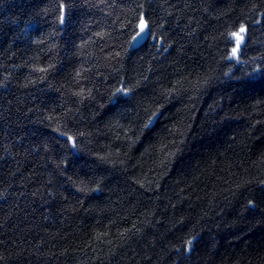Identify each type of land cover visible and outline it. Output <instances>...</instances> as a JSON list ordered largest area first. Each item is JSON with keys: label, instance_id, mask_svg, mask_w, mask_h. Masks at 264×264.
Instances as JSON below:
<instances>
[{"label": "trees", "instance_id": "obj_1", "mask_svg": "<svg viewBox=\"0 0 264 264\" xmlns=\"http://www.w3.org/2000/svg\"><path fill=\"white\" fill-rule=\"evenodd\" d=\"M0 264H264V0H0Z\"/></svg>", "mask_w": 264, "mask_h": 264}, {"label": "snow or ice", "instance_id": "obj_2", "mask_svg": "<svg viewBox=\"0 0 264 264\" xmlns=\"http://www.w3.org/2000/svg\"><path fill=\"white\" fill-rule=\"evenodd\" d=\"M61 22H63V18H61ZM147 25L145 23V21L142 19L141 22H140V32L143 33L146 29ZM246 29H245V26L244 25H241L240 28H239V31L238 32H232L230 35L232 37L235 38L236 40V46L232 49V57H236L237 56V52L239 50V47H240V44L242 43L244 37H243V33H245ZM120 91H123L125 95H127V92L126 90H123L121 89ZM152 124V119L150 118L147 123L144 125L145 128L149 127L150 125ZM72 138L69 137V140H71ZM73 147H75V143L73 142ZM191 243L192 241L189 240L187 241V244L189 245V248L187 249L188 251L191 250Z\"/></svg>", "mask_w": 264, "mask_h": 264}, {"label": "water", "instance_id": "obj_3", "mask_svg": "<svg viewBox=\"0 0 264 264\" xmlns=\"http://www.w3.org/2000/svg\"><path fill=\"white\" fill-rule=\"evenodd\" d=\"M147 37H148L147 27H146L145 31L143 33H141L140 32V25H139V31H138L137 35L134 37L132 44L134 46H138V45L144 43L146 41Z\"/></svg>", "mask_w": 264, "mask_h": 264}, {"label": "rangeland", "instance_id": "obj_4", "mask_svg": "<svg viewBox=\"0 0 264 264\" xmlns=\"http://www.w3.org/2000/svg\"><path fill=\"white\" fill-rule=\"evenodd\" d=\"M233 38V40H234V42H235V46H236V40H235V38L234 37H232Z\"/></svg>", "mask_w": 264, "mask_h": 264}]
</instances>
